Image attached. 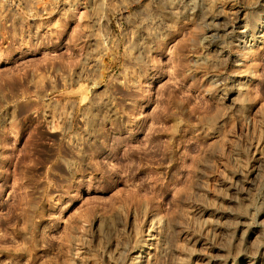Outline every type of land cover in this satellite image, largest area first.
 I'll list each match as a JSON object with an SVG mask.
<instances>
[{
	"label": "rangeland",
	"instance_id": "1",
	"mask_svg": "<svg viewBox=\"0 0 264 264\" xmlns=\"http://www.w3.org/2000/svg\"><path fill=\"white\" fill-rule=\"evenodd\" d=\"M0 264H264V0H0Z\"/></svg>",
	"mask_w": 264,
	"mask_h": 264
},
{
	"label": "bare ground",
	"instance_id": "2",
	"mask_svg": "<svg viewBox=\"0 0 264 264\" xmlns=\"http://www.w3.org/2000/svg\"><path fill=\"white\" fill-rule=\"evenodd\" d=\"M206 14H204V17H206L205 16ZM210 18H211V20L212 21H214V22H216L217 21V18L216 17H213V16H209ZM208 18V17H207ZM237 23H239V24H241L242 25V23H243V21H240V22H237V21H234L231 25V27H232V29H234V27H236V25H237ZM244 27L245 28H250L249 27V24H247V23H245L244 22ZM254 29V31L257 29V25L253 28ZM249 35H240V36H238V39H239V41H241V42H243V45L246 47V46H248V44H249ZM235 62L236 63H238V62H241V60L240 59H238V60H235ZM138 257H140V255H138ZM86 262V261H85Z\"/></svg>",
	"mask_w": 264,
	"mask_h": 264
}]
</instances>
